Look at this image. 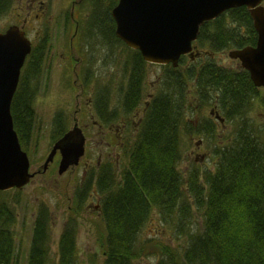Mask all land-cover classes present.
<instances>
[{
  "label": "trees",
  "instance_id": "obj_1",
  "mask_svg": "<svg viewBox=\"0 0 264 264\" xmlns=\"http://www.w3.org/2000/svg\"><path fill=\"white\" fill-rule=\"evenodd\" d=\"M95 9L99 17L101 13ZM100 17L105 21L108 17L111 23L107 11ZM100 26L110 40L113 28ZM256 38L248 10L240 7L201 26L195 45L210 56L255 46ZM134 53L135 69L126 97L130 111L142 103L139 89L146 64L139 52ZM33 56L35 52L29 62ZM186 61L185 57L181 59L182 69H166L164 89L145 105L141 125L132 145L127 144L120 171L107 167V176L102 171L98 177L101 203L97 214L104 226L98 246L103 264H138L141 258L151 256H155L151 264H264V130L247 117L254 104L264 109V90L254 86L243 69L226 68L210 58L203 63L198 60V64L185 65ZM28 83L30 80L22 77L11 108L15 128L27 142L31 119L25 110H31L33 101V95L25 90ZM193 99L198 106L195 111L216 101L222 115L219 117L234 122L240 118L242 123L231 132L232 139L224 138L212 147V171L201 174L194 170L186 175L180 168L182 134L186 131L209 137L218 126L202 120L199 128L193 127L187 117L194 112ZM92 177V173L87 175L78 196L81 203L72 206L73 218L59 237L58 261L51 254L45 207L34 223L27 264H77L76 219ZM7 206L0 203V264H20L11 229L16 216ZM154 214L160 216L161 226L141 243L139 235Z\"/></svg>",
  "mask_w": 264,
  "mask_h": 264
},
{
  "label": "rangeland",
  "instance_id": "obj_2",
  "mask_svg": "<svg viewBox=\"0 0 264 264\" xmlns=\"http://www.w3.org/2000/svg\"><path fill=\"white\" fill-rule=\"evenodd\" d=\"M45 1L48 3L49 14L62 16L69 12L70 5L67 4L69 0ZM95 2L96 0H85L75 9V14L80 20L77 40L81 43L82 54L80 56L84 58L82 69H84L83 71L86 75L74 82L75 75L73 71L68 69L64 64L65 54L50 50L45 62L46 70L42 72L39 79L35 80L36 77H34L35 82L37 81L38 84V90H34L35 94L31 104L32 112L31 110H25L27 114L32 113V121H29L30 135L28 142L23 140L19 134L18 138L22 150L28 155L30 173L38 172L40 174L36 177L34 175L30 183L20 189L13 187L0 191V203H8L7 207L16 216V224L11 226V229L16 241L15 254L19 257L20 264H27L26 258L33 241L34 223L37 214L45 207L48 211L47 224L51 230V254L53 253L52 255L58 261L57 246L59 237L67 221L71 217L73 218L74 210L71 209L72 206L77 207L80 205L78 196L79 193L82 194L81 191L89 173L93 175V182L91 183L90 190L86 193L85 199L82 201L76 219V260L77 264H103L98 241L101 235L104 234V226L95 211V207L99 204V199L97 198L98 177L102 173V169L104 177L107 176V169H101L100 167L104 165L112 171V168H117V173L118 170L120 171V167L125 159L124 154L128 148L118 147L113 149L112 144H116L118 137L117 129L125 128V131L122 132L123 140L126 144L128 143V146L132 145L137 132L135 135L132 134L140 127L141 124L139 122L142 121L144 116L142 112L145 106L144 103L157 96L164 89L163 81L165 80L166 69L168 67L164 68L156 64H145L143 68L142 103L133 110H129L130 112L125 109L127 106L123 107L122 98L128 92L135 59H132L133 52L129 54L128 52L131 51H127L125 46L123 47L122 44L113 41V38L110 39L111 42H107L105 33L102 37L103 43L101 42L99 37L101 36L99 34L100 25H103L104 28L115 27L111 16V8L113 6L108 0H102L103 4L97 6V10L101 13L100 15L104 11H107L111 24L108 17H105L107 18L105 21L104 17L94 15L93 19L92 13ZM29 4V0H12L6 11L3 13L0 11V32L5 31L11 24H21L22 21H17L15 15L21 12L19 10L21 5L25 8ZM30 9L31 5L22 11V16L26 15ZM59 19L62 22L67 19L69 24L68 37L69 34L73 33V25L69 22L68 17H59ZM97 21H100L101 24H97ZM93 22L96 23L95 25H99L96 33L98 37H90L88 34V24ZM46 28L47 26L45 27L41 23L36 22L34 16H32L26 25V35L33 44L38 45L48 32ZM39 29L41 30L40 34ZM55 31L59 45H64V35L61 33V29L58 27ZM197 51L200 55L194 56L193 62L186 61L185 65H189L190 63L198 64V60L199 63H203L205 59L210 58L216 64L225 66L226 68H241L239 61L229 58V51L218 52L210 56L201 48H197ZM127 57L130 58L127 61L129 64L125 70L124 62L127 60ZM182 66L180 65L178 68L173 67V69H182ZM92 68H95L97 73L92 71ZM30 79L31 77H28V80ZM93 83L99 86V91H101L100 86L103 87L105 95L104 104L107 111L117 115L113 126L109 125L108 127L104 125L99 129L95 124L96 120L98 121L97 116L94 118L92 116L87 117V119L84 118V120L80 121V124L86 127V131L88 132V137L86 135L88 138L87 147L85 146L87 155L84 154L87 157L80 161V165L70 168L63 175H59L58 173L60 157L58 154L55 155L49 169H43L44 162L51 151L53 143H56L65 135L66 129L72 125L74 126V119L80 116L82 110L84 113L87 102L91 100L90 93ZM81 88L86 92L80 93ZM261 92L263 91L261 90ZM78 96L79 98L76 99ZM95 98L96 93L92 99L95 100ZM191 107L194 112L192 114L189 112L187 117L191 120L190 122L195 129L200 127L202 120H208L212 124H217L218 129L216 128V131L209 137H204L201 134L197 135L196 133L189 134L186 131L182 134L180 139L182 153L180 168L186 175L194 170H199L201 174L206 170L212 171V162L214 161L211 157L212 147L220 145L221 140H224V138L229 139L231 137L232 139L231 132L237 129L238 123L239 127L242 123L240 118L237 119V123L225 117H221L223 122L216 120V116L221 114L213 105L205 106V108H202V111H197L198 106L194 99L191 101ZM195 109L197 110L195 111ZM198 112H201V114ZM247 117L254 122L257 126L256 128L264 130L263 108H259L257 104H254L248 112ZM58 129H61L63 132H58ZM58 133H61V135L59 136ZM106 142L112 143L109 145V148H107ZM113 178L116 177L113 175ZM159 226H161L160 216L154 214L151 220L146 223V226L143 227L138 238L139 242L142 243L153 237ZM154 261L155 256H151L149 258H141L138 264H151Z\"/></svg>",
  "mask_w": 264,
  "mask_h": 264
},
{
  "label": "water",
  "instance_id": "obj_3",
  "mask_svg": "<svg viewBox=\"0 0 264 264\" xmlns=\"http://www.w3.org/2000/svg\"><path fill=\"white\" fill-rule=\"evenodd\" d=\"M116 36L129 48L138 50L149 63L177 67L182 55H193V42L200 27L230 9L246 7L257 33L255 46L229 51L247 70L256 87H264V0H113ZM31 45L24 32L10 26L0 33V191L22 188L36 175L29 171V159L21 148L14 128L11 105L22 67ZM85 136L75 125L54 143L43 169L55 155L61 158L62 175L79 164L85 154Z\"/></svg>",
  "mask_w": 264,
  "mask_h": 264
},
{
  "label": "flooded vegetation",
  "instance_id": "obj_4",
  "mask_svg": "<svg viewBox=\"0 0 264 264\" xmlns=\"http://www.w3.org/2000/svg\"><path fill=\"white\" fill-rule=\"evenodd\" d=\"M22 1V0H21ZM12 0H1L0 3V9L2 7L6 8L11 4ZM31 5V9L28 10V12L26 13V15L22 16V11L25 10V8L27 9L29 5H26L25 8L21 5L20 9L21 12L18 13L17 15H15V18L17 19V21H22L21 24H16L18 25L21 29L25 30L26 29V25L29 22V19L34 16V19L36 20V22L41 23L42 25H44L45 27L47 26L46 30L48 31L45 36L43 37L42 41L40 44H38V52L40 54H42V50L43 48L44 53L47 55L49 54L50 50H53L55 52H60V53H64V59H65V65L67 66L68 69L73 71V74L75 75L73 81L75 82L76 80L78 81L79 79H81V77H84L86 75V73L83 71L84 69H82V65H83V61L84 58H82L80 56V54H82V48H81V43L79 42V40H77L78 34H79V25H80V20L75 17V14L73 15L72 12V0H69L67 2L68 5H70L69 8V12H67V14L64 15H53V14H49V8H48V3H46L45 0H29ZM59 17H68L69 22L74 26L73 29V33L69 34V36L67 37L68 34V21L67 19L64 20V22H62V20L59 19ZM94 19V15L92 16ZM17 21H15L16 23H18ZM61 29V33L64 35V45H59V41L56 38V29L57 28ZM97 25L93 23H89L88 24V34L90 37H95L97 36ZM100 28H102L100 26ZM64 29V30H63ZM52 32V34L50 35V33ZM86 32V30H85ZM41 33V30L39 29V34ZM99 34L101 36L100 40L103 43V33H102V29H100ZM115 36V31H114V27H113V34ZM112 36V38L114 39L113 41L118 42V40ZM98 37V36H97ZM107 42H111L110 40H107ZM46 43V47H44V44ZM129 54H131L130 52H128ZM130 57H127L126 61L124 62V68L125 70L127 69L128 66V59ZM132 59H134V55L132 56ZM133 65H135V63H133ZM134 69L132 70V73L134 72ZM92 71H95V68H92ZM70 73V72H69ZM98 75V74H97ZM98 78L100 79L99 75ZM88 80V79H87ZM91 81V80H90ZM92 82V81H91ZM131 85V84H130ZM130 85H129V89L127 94H124L123 98H122V103H123V107L126 106V97L127 95H129V91H130ZM92 91L90 93L91 95V100L89 102H87L86 107L84 108V113L83 110L80 113V116L76 117L74 119V126L77 125L83 132L85 139H86V144L88 141V132L86 131V127H84L83 125L80 124V121L87 119V117L92 116V118H94L95 116L98 117V121L96 120V125L98 126L99 129H101L104 125H107L109 127V125L113 126L115 120H116V114L115 113H109V111H107L106 105L104 104V89L102 86L101 87V91H99V86L97 84H92ZM86 92L84 89L81 88L80 93H84ZM140 94L142 95V88L139 89ZM96 93V98L95 100L92 99V97L95 95ZM80 95V94H79ZM151 97V96H150ZM79 96L76 98L78 99ZM145 105H147V102L144 103ZM84 107V105H83ZM125 109L127 111H129L130 107H125ZM78 110V109H77ZM76 110V112H77ZM145 106L144 109H142V112L145 113ZM79 112V111H78ZM130 112V111H129ZM141 124V121L139 122ZM73 124V122H72ZM71 124V125H72ZM73 125L70 126L68 129H66V131L68 132L70 129H72L74 127ZM139 128V127H138ZM138 128L135 130V132L132 135H135L136 132L138 131ZM118 137L116 139V144H112L109 142H106V144L108 145L107 148H109V145H113V149L115 148H127V144L125 143V141L123 140V135L122 132L125 131L124 129L118 128ZM87 135V137H86ZM131 135V136H132ZM24 144V143H23ZM25 147V144L23 145ZM87 147V145H86ZM86 154V152H85ZM87 155V154H86ZM84 156V158H86L87 156ZM118 164V163H117ZM100 165V164H99ZM106 166H102L100 167L101 169H107ZM119 167V165H118ZM49 169V168H48ZM103 171V169H102ZM37 174L34 176L36 177L37 175H39L40 173L36 172ZM33 177V178H34ZM84 178V177H83ZM97 198L99 199V204L98 206L95 207V211L98 212L99 211V207H100V202H101V196L98 195ZM81 203V201H80ZM99 216V214H98Z\"/></svg>",
  "mask_w": 264,
  "mask_h": 264
},
{
  "label": "bare ground",
  "instance_id": "obj_5",
  "mask_svg": "<svg viewBox=\"0 0 264 264\" xmlns=\"http://www.w3.org/2000/svg\"><path fill=\"white\" fill-rule=\"evenodd\" d=\"M43 56L41 55H36V57H33L32 59V63L34 64V66L38 65L41 61H42Z\"/></svg>",
  "mask_w": 264,
  "mask_h": 264
}]
</instances>
